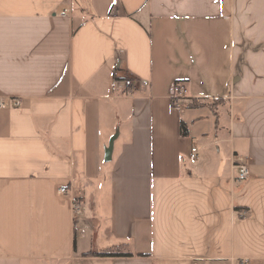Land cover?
I'll list each match as a JSON object with an SVG mask.
<instances>
[{"label": "crops", "instance_id": "obj_1", "mask_svg": "<svg viewBox=\"0 0 264 264\" xmlns=\"http://www.w3.org/2000/svg\"><path fill=\"white\" fill-rule=\"evenodd\" d=\"M2 97L0 264H264V0H0Z\"/></svg>", "mask_w": 264, "mask_h": 264}, {"label": "built area", "instance_id": "obj_2", "mask_svg": "<svg viewBox=\"0 0 264 264\" xmlns=\"http://www.w3.org/2000/svg\"><path fill=\"white\" fill-rule=\"evenodd\" d=\"M70 9L66 8L65 12H69ZM138 80L134 78H127L125 80V85L128 87H132L135 89V85L137 84ZM188 99L187 96V89L186 86L183 83H176L173 93H172V105L176 109L182 110L184 108V102ZM5 97H2L0 99V108H2L5 105ZM15 104H18L16 101ZM199 148L195 145L191 147V152H190V158L192 160H196L199 158ZM249 176V168L246 163H238L237 166V181H241L246 179ZM60 191L62 193H67L70 195L71 198V203H72V213H73V218H74V225L75 228L80 230V232L84 233L85 229L83 228L84 226V218H83V213H84V207L82 204V201L80 200L79 196L76 195L74 192H71L68 190L66 186H63L60 188ZM238 264H247L246 261H241Z\"/></svg>", "mask_w": 264, "mask_h": 264}, {"label": "trees", "instance_id": "obj_3", "mask_svg": "<svg viewBox=\"0 0 264 264\" xmlns=\"http://www.w3.org/2000/svg\"><path fill=\"white\" fill-rule=\"evenodd\" d=\"M181 127H182V134L187 135L188 131H187L186 125L184 123H182ZM87 254H92V255H96V256H130V255H132L131 253H124V252H121L119 250L105 251V252H91V253H87Z\"/></svg>", "mask_w": 264, "mask_h": 264}, {"label": "rangeland", "instance_id": "obj_4", "mask_svg": "<svg viewBox=\"0 0 264 264\" xmlns=\"http://www.w3.org/2000/svg\"><path fill=\"white\" fill-rule=\"evenodd\" d=\"M83 218H84V213H83ZM83 228L85 229V232H84V233L81 232V234H82V235H85V234L87 233V230H88V224H87V222L85 221V219H84V226H83Z\"/></svg>", "mask_w": 264, "mask_h": 264}, {"label": "water", "instance_id": "obj_5", "mask_svg": "<svg viewBox=\"0 0 264 264\" xmlns=\"http://www.w3.org/2000/svg\"><path fill=\"white\" fill-rule=\"evenodd\" d=\"M112 150H113V142H111L109 147H108V150H107L108 155H110V153H112Z\"/></svg>", "mask_w": 264, "mask_h": 264}]
</instances>
